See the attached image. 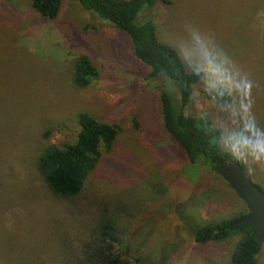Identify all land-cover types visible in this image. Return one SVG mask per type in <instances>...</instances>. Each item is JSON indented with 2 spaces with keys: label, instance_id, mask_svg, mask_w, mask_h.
I'll return each instance as SVG.
<instances>
[{
  "label": "rangeland",
  "instance_id": "obj_1",
  "mask_svg": "<svg viewBox=\"0 0 264 264\" xmlns=\"http://www.w3.org/2000/svg\"><path fill=\"white\" fill-rule=\"evenodd\" d=\"M152 19L160 40L178 51L188 70L202 73L190 111L213 117L225 132L226 146L264 190V0H171L158 4ZM80 53L94 60L99 78L76 90L66 65ZM148 74L130 39L77 2L64 1L56 19L41 22L29 11L28 0H0V146L5 143L33 169L42 116H54L53 144L73 139L79 111L118 123L121 131L104 159L118 172L128 170L123 180L138 187L130 197L142 214L132 230L142 223L145 232L156 230L160 248L174 250L165 264H224L196 245L184 222H173L172 211L177 214L178 208L200 223L247 213V207L218 175L199 166L186 169L177 145L161 130L160 95L166 91L175 97L178 89L164 78L145 79ZM217 84L233 95L227 107L202 94ZM198 182L210 184V201L193 205L188 194ZM50 198L52 207L60 201ZM72 203L76 218L82 217L85 200ZM152 238L150 251L157 243ZM132 256L131 264H140L135 252Z\"/></svg>",
  "mask_w": 264,
  "mask_h": 264
},
{
  "label": "trees",
  "instance_id": "obj_2",
  "mask_svg": "<svg viewBox=\"0 0 264 264\" xmlns=\"http://www.w3.org/2000/svg\"><path fill=\"white\" fill-rule=\"evenodd\" d=\"M64 1L67 0H28L29 11L41 22L52 21ZM71 1L94 12L130 39L134 56L149 68L145 79L174 82L178 95L174 97L166 91L160 95L161 130L177 145L186 169L199 166L216 176L213 165L217 159H233L244 168V160L226 146L225 132L213 117L190 111L195 84L202 73L188 70L178 51L157 36L152 16L158 4L167 6L171 0ZM144 11L147 15L138 21ZM66 69L76 90L85 89L99 78L95 62L87 54H77L67 62ZM202 94L218 107H227L234 100L222 84L206 88ZM53 117L44 115L40 120L33 169L17 160L5 143L0 146V235L6 236L0 241V264H131L134 252L137 263L153 264L154 259V264H165L174 250L168 251L167 245L160 248L156 230L145 232L144 223L132 230L139 221L135 220L137 214H142V208L130 197V193L139 191L137 185L123 180L128 170L118 172L113 163L106 164L104 159L113 150L120 125L79 111L74 117L73 139L53 144ZM116 182L118 187H114ZM209 186L207 182L195 185L188 194L193 205L210 201ZM49 196L59 198L55 207ZM82 198L87 210L76 218L78 212L73 210L72 202ZM172 213L173 222H184L198 247L213 251L224 264L262 263L264 243L253 238L250 225L239 224L247 213L200 223L178 208L177 214ZM152 236L157 243L150 251L147 241L153 240ZM8 245L11 248H4Z\"/></svg>",
  "mask_w": 264,
  "mask_h": 264
},
{
  "label": "water",
  "instance_id": "obj_3",
  "mask_svg": "<svg viewBox=\"0 0 264 264\" xmlns=\"http://www.w3.org/2000/svg\"><path fill=\"white\" fill-rule=\"evenodd\" d=\"M146 14L147 11H144L138 21H141ZM213 170L247 207V215L240 220L239 224L250 225L253 238L259 243H264V191L250 180L244 168L233 159L215 160Z\"/></svg>",
  "mask_w": 264,
  "mask_h": 264
}]
</instances>
